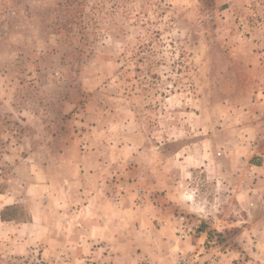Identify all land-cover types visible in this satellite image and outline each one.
I'll list each match as a JSON object with an SVG mask.
<instances>
[{
	"label": "rangeland",
	"instance_id": "obj_1",
	"mask_svg": "<svg viewBox=\"0 0 264 264\" xmlns=\"http://www.w3.org/2000/svg\"><path fill=\"white\" fill-rule=\"evenodd\" d=\"M77 180L124 199V233L199 239L175 264H264V0H0L2 213L50 212ZM5 236L0 264L49 263ZM94 246L81 264L114 263Z\"/></svg>",
	"mask_w": 264,
	"mask_h": 264
},
{
	"label": "crops",
	"instance_id": "obj_2",
	"mask_svg": "<svg viewBox=\"0 0 264 264\" xmlns=\"http://www.w3.org/2000/svg\"><path fill=\"white\" fill-rule=\"evenodd\" d=\"M45 187L49 188L39 184L36 189L43 190ZM70 187L72 193L67 203L63 200L62 205V199L58 198L55 205L57 209L53 206L50 212L49 206L44 208L31 205L30 217L23 221L6 217V213L2 218L4 207L13 205L14 201L13 197L0 194V198H3V203L0 202V236L6 235L11 252L20 251L32 255L39 253L48 264H81L83 260L95 257V254L100 256V250L95 249L94 245L101 242L111 247L113 264H142L146 256L151 259L152 264H175V246L186 252L199 248V239L189 236L185 240H177L170 229H156L150 236L124 233V222H128L125 218L127 212L124 211V199L108 201L102 197L101 190H94L86 182L78 180ZM79 203H83V211L86 213V217L79 223L83 226L77 227L76 223L73 224L75 227L66 228L67 225L63 222L65 207ZM131 210L133 211L132 207ZM128 215L130 219L139 216L137 213L132 215V212ZM8 233L12 235L8 236ZM117 243L121 247H116ZM32 245L38 246V249L30 250Z\"/></svg>",
	"mask_w": 264,
	"mask_h": 264
},
{
	"label": "built area",
	"instance_id": "obj_3",
	"mask_svg": "<svg viewBox=\"0 0 264 264\" xmlns=\"http://www.w3.org/2000/svg\"><path fill=\"white\" fill-rule=\"evenodd\" d=\"M177 225V224H176ZM178 227V234H180L181 238H184L186 236V230L181 226ZM178 264H221V262L216 259L215 257H210L203 259L201 253H191V254H186V255H181L179 257Z\"/></svg>",
	"mask_w": 264,
	"mask_h": 264
},
{
	"label": "trees",
	"instance_id": "obj_4",
	"mask_svg": "<svg viewBox=\"0 0 264 264\" xmlns=\"http://www.w3.org/2000/svg\"><path fill=\"white\" fill-rule=\"evenodd\" d=\"M2 218H4V215L2 216Z\"/></svg>",
	"mask_w": 264,
	"mask_h": 264
}]
</instances>
